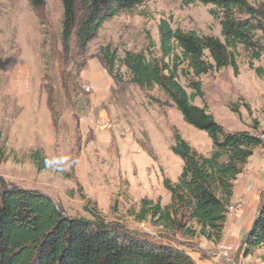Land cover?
<instances>
[{
    "label": "rangeland",
    "instance_id": "obj_1",
    "mask_svg": "<svg viewBox=\"0 0 264 264\" xmlns=\"http://www.w3.org/2000/svg\"><path fill=\"white\" fill-rule=\"evenodd\" d=\"M44 2L36 11L27 0H0V180L50 197L69 218L89 219L85 208H95L107 223L125 226L151 244L193 248V239L175 233L166 240L159 229L135 222L128 212L137 210L142 199L169 203L163 182L174 183L183 167L171 150L174 134L202 156L210 154L211 139L187 124L157 87L139 89L122 67L118 81L112 80L97 53L109 46L119 58L126 52L159 58L161 23L222 40L220 23L210 15L216 10L194 0H146L105 21L80 57L74 38L68 56L61 53V0ZM175 64L185 88L179 73L188 72L187 65L181 57ZM235 64L237 73L225 68L198 77L204 97L192 103L206 106L226 132L258 136L264 131V54L250 60L239 47ZM79 65L75 89L69 77ZM263 147L254 151L264 154ZM35 151L48 162L43 171L29 158ZM253 222L244 230L239 223L225 229L222 237L234 240L235 248L236 235L242 242ZM243 252L239 264H264V245L248 257Z\"/></svg>",
    "mask_w": 264,
    "mask_h": 264
},
{
    "label": "trees",
    "instance_id": "obj_2",
    "mask_svg": "<svg viewBox=\"0 0 264 264\" xmlns=\"http://www.w3.org/2000/svg\"><path fill=\"white\" fill-rule=\"evenodd\" d=\"M27 1L36 11L45 4L44 0ZM145 1L61 0L62 55L68 56L74 38L77 55L83 56L105 21ZM194 1L216 10H211L210 15L220 23L222 40L194 31L171 30L161 23L159 58H146L134 52H126L119 58L109 46L101 47L97 57L112 80L118 81V68L122 67L129 82L139 89L150 91L157 87L183 120L205 132L212 142L210 154L202 156L175 134L171 150L183 161V167L174 183L163 182L170 196L169 203L161 206L158 199H142L137 210L128 212L129 216L139 224L148 222L159 229L166 240L174 239L167 238V234L176 233L183 238H202L218 245L234 182L254 149L263 142L256 133L226 132L206 106L199 108L192 102L204 97L198 77L225 68L237 73L235 59L239 47L250 60H258L264 54V3ZM174 50H178L179 57ZM180 57L188 69L184 74L183 70L179 73L185 78V88L178 82L175 64ZM40 59L47 63L44 54ZM81 68L82 65L75 66L74 76L69 77L75 89ZM255 73L261 75L258 69ZM29 158L39 171L48 166L40 151L31 153ZM85 211L89 219L69 218L50 197L34 190L7 186L0 180V264H193L184 244H151L125 226L107 223L95 208H85ZM241 245L244 257L264 245V192L253 225Z\"/></svg>",
    "mask_w": 264,
    "mask_h": 264
},
{
    "label": "crops",
    "instance_id": "obj_3",
    "mask_svg": "<svg viewBox=\"0 0 264 264\" xmlns=\"http://www.w3.org/2000/svg\"><path fill=\"white\" fill-rule=\"evenodd\" d=\"M174 137L175 134L173 136L172 146L174 143ZM256 155H259L258 160H256ZM263 192L264 154H261L259 151H253V154L244 166L242 173L234 182L233 195L230 205L235 208V211L233 214L227 215L223 233L225 229L227 230L228 228H234V226L238 223L244 230L253 222L257 215ZM236 236L239 238V240L236 247L234 248L235 253L231 255V257L233 256L234 258L230 257L229 260L220 259L219 253L217 251L224 249L226 246L224 244H230L232 246L234 245V240H227L225 236L222 237L221 242L218 245H214L202 238H198L193 239L195 241L192 244L193 248H190L186 245H184V248L191 257L193 264H234L233 262L235 260V254L241 243V234ZM237 264H239V259Z\"/></svg>",
    "mask_w": 264,
    "mask_h": 264
},
{
    "label": "built area",
    "instance_id": "obj_4",
    "mask_svg": "<svg viewBox=\"0 0 264 264\" xmlns=\"http://www.w3.org/2000/svg\"><path fill=\"white\" fill-rule=\"evenodd\" d=\"M90 89V88H87ZM102 128H109L107 123H103ZM260 140H264V133L258 134ZM219 253V258L223 260H229L231 255L235 253L234 248L231 245H226L224 249L217 250Z\"/></svg>",
    "mask_w": 264,
    "mask_h": 264
},
{
    "label": "water",
    "instance_id": "obj_5",
    "mask_svg": "<svg viewBox=\"0 0 264 264\" xmlns=\"http://www.w3.org/2000/svg\"><path fill=\"white\" fill-rule=\"evenodd\" d=\"M242 245L238 248V250H237V252H236V255H235V260H234V264H237V262H238V259H239V256H240V254H241V252H242Z\"/></svg>",
    "mask_w": 264,
    "mask_h": 264
},
{
    "label": "bare ground",
    "instance_id": "obj_6",
    "mask_svg": "<svg viewBox=\"0 0 264 264\" xmlns=\"http://www.w3.org/2000/svg\"><path fill=\"white\" fill-rule=\"evenodd\" d=\"M88 90H89V89H88ZM263 133H264V131H263ZM258 138H259V136H258ZM261 141L264 142V140H261ZM234 211H235V208H234L233 206L229 205V206H228V209H227V213H228V215L233 214Z\"/></svg>",
    "mask_w": 264,
    "mask_h": 264
}]
</instances>
